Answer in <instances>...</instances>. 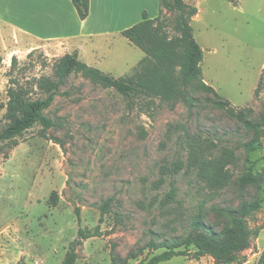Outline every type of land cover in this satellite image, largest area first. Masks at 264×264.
<instances>
[{
    "label": "rangeland",
    "instance_id": "rangeland-1",
    "mask_svg": "<svg viewBox=\"0 0 264 264\" xmlns=\"http://www.w3.org/2000/svg\"><path fill=\"white\" fill-rule=\"evenodd\" d=\"M184 1L199 10L191 25L204 53L202 78L218 97L191 90L196 100L191 108L177 102L176 95L164 99L158 93L165 83L180 89L184 45L178 11L161 6L160 21L144 40L156 52L155 37L174 41L166 61L148 56L122 36L112 48L97 40L98 49L92 50L104 59L90 64L94 60L88 51L83 60L116 78L145 84L146 93L124 97L73 73L43 112L55 127L43 130L36 124L23 136L0 142V264H62L79 231L97 227L98 236L77 247L76 264H111L113 256L125 264H148L167 249L159 247L163 243H184L196 218L220 233L227 212L243 202L256 204L248 218L256 234L250 248L216 262L209 256L196 259L190 247L192 255L160 264H258L264 252V128L258 149L247 153L243 145L252 134L217 104L228 103L255 122L260 118L264 0ZM62 57L42 50L4 56L0 131L11 123L10 89L21 98H46L41 83L55 80ZM187 135L213 151V158L219 159L224 149L233 152L224 187L212 190L198 170L188 169Z\"/></svg>",
    "mask_w": 264,
    "mask_h": 264
},
{
    "label": "trees",
    "instance_id": "trees-1",
    "mask_svg": "<svg viewBox=\"0 0 264 264\" xmlns=\"http://www.w3.org/2000/svg\"><path fill=\"white\" fill-rule=\"evenodd\" d=\"M76 8L79 18L86 20L90 14V0H71ZM160 5L171 12L178 11V28L181 31V41L184 45L183 53L180 61V89L176 86H169L165 83L164 87L158 92L161 97L166 99L172 95H176V101L182 102L188 107H193L194 100L191 97V90L212 92L217 96L215 89L207 85L202 78L201 63L204 53L198 42L196 41L192 28L193 18L199 13L196 6L187 4L184 0H159ZM234 2V0H227ZM160 21V16L155 19H149L144 14L143 21L134 27L123 32V36L134 46L143 50L148 56L158 60H167L169 49L175 44L174 41L166 42L165 39L155 37L152 43L153 47H158L160 51H154L152 47L145 46L144 40L149 39V32L154 28V24ZM148 36V37H147ZM162 52V53H161ZM16 62V58L13 59ZM2 59L0 58V64ZM76 72H81L88 78L99 83L103 88L114 90L116 93L124 97H130L138 93H146L145 84L136 85L131 78H116L104 73L98 68L91 67L79 59L77 52L66 54L58 62L55 71V80L41 83V89L46 93L44 99H28L21 98L14 88L9 91V102L7 105V116L11 120L9 126L0 131V142L11 141L15 138L23 136V134L40 124L43 130H49L55 127L56 123L43 112L49 109L55 98L60 94V90L65 86L67 79ZM182 86V87H181ZM192 87V88H190ZM218 97V96H217ZM176 102V103H177ZM175 105V104H174ZM228 103L217 104V107L225 110L231 117L243 125L245 130L252 134V139L243 145L247 153H252L258 149L257 141L260 137L261 130L264 128V102L260 118L257 122L248 119L244 111L234 112L228 108ZM188 143V169L198 170L203 179L207 182L212 190L222 188L226 185L225 165L228 159L233 158L232 151L224 149L219 159L213 158V151L204 147L203 143L198 139L187 135ZM225 160V163L222 161ZM186 165V164H185ZM181 164V167L185 166ZM180 168V169H182ZM57 194L54 192L53 197ZM256 209L255 203L243 202L238 209L227 212L228 222L220 233L214 232L207 227L201 218H196L192 223V230L187 239L182 242L173 241L172 244L163 243L162 246L167 249L157 256H154L148 264H160L172 260L174 257L189 256L190 247L196 249L193 256L200 259L203 256H209L216 262L228 261L233 256L238 255L244 250L250 248L251 240L256 236L255 232L249 228L248 218ZM104 214V212H102ZM101 220L103 219V215ZM98 227L93 231L80 230L78 239L75 241L66 254L62 264H76L78 260L77 247L84 241L98 236ZM184 250H177L181 247ZM152 247H155L152 245ZM245 260H239L237 264H244ZM125 261L119 260L113 256L111 264H125ZM264 263V252L262 253L258 264Z\"/></svg>",
    "mask_w": 264,
    "mask_h": 264
},
{
    "label": "crops",
    "instance_id": "crops-1",
    "mask_svg": "<svg viewBox=\"0 0 264 264\" xmlns=\"http://www.w3.org/2000/svg\"><path fill=\"white\" fill-rule=\"evenodd\" d=\"M0 7L4 8L0 14L1 59L42 50L48 56L77 52L86 63L83 56L90 51L94 61L86 60L96 66L104 59L92 50L98 49L97 40L112 48L113 41L143 21L145 13L155 19L161 10L159 0H90V14L83 21L71 0H0Z\"/></svg>",
    "mask_w": 264,
    "mask_h": 264
}]
</instances>
